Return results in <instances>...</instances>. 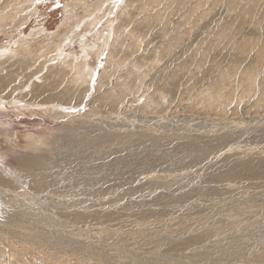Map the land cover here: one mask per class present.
<instances>
[{
    "label": "rangeland",
    "instance_id": "obj_1",
    "mask_svg": "<svg viewBox=\"0 0 264 264\" xmlns=\"http://www.w3.org/2000/svg\"><path fill=\"white\" fill-rule=\"evenodd\" d=\"M0 48V174L28 184L48 154L96 184L26 205L0 185L1 239L24 205L126 264H264V176L228 175L264 161V0H0ZM73 135L95 143L61 151ZM1 245L0 264H53Z\"/></svg>",
    "mask_w": 264,
    "mask_h": 264
},
{
    "label": "bare ground",
    "instance_id": "obj_2",
    "mask_svg": "<svg viewBox=\"0 0 264 264\" xmlns=\"http://www.w3.org/2000/svg\"><path fill=\"white\" fill-rule=\"evenodd\" d=\"M4 10V9H3ZM22 10V9H21ZM25 10V9H24ZM12 15V14H11ZM3 16V15H2ZM12 16H10L11 18ZM9 18V19H10ZM6 19V17H5ZM98 19V18H97ZM8 20V19H7ZM8 23V22H7ZM3 36V35H2ZM94 42V41H93ZM86 44V43H85ZM84 44V45H85ZM90 44V43H89ZM89 46V45H88ZM91 46V45H90ZM98 48V47H97ZM2 49L0 51V55L3 54L2 56H4L5 54H12L14 53V49H10L8 48V52H5L3 50V48H0ZM43 49V48H42ZM104 49V48H103ZM45 50V49H44ZM87 51L90 50L89 48L86 49ZM93 50V49H92ZM95 50V49H94ZM97 50V49H96ZM15 54V53H14ZM17 54V53H16ZM8 56V55H7ZM7 56H4L5 58ZM26 56V55H25ZM31 56V55H30ZM29 56V57H30ZM11 57V56H10ZM15 58V55H13L11 58ZM23 57V56H22ZM0 58H2L0 56ZM8 58V57H7ZM9 59V58H8ZM7 59V60H8ZM10 60V59H9ZM68 61V60H67ZM74 60H71L69 63L70 66H72V64L76 63V71H75V74L73 76V81L78 83L79 82V79L81 77H83L84 79V76L83 73L85 71H87V73L90 74V69H88V67L85 65V62L84 60L81 61V62H73ZM1 64L3 63L0 62ZM1 64H0V69H1ZM68 64V63H67ZM11 66V65H10ZM11 69V68H10ZM75 69V68H74ZM73 69V70H74ZM2 71V70H1ZM8 72V70H6ZM10 71V70H9ZM11 72V71H10ZM51 72V71H50ZM5 76V75H4ZM88 76V75H87ZM4 78V77H3ZM72 81V80H71ZM88 83V81H87ZM10 83H8L6 85V87L3 89L2 87H0V100L3 99L1 97V95H3L7 89H8V86H9ZM73 86V85H72ZM11 87V86H10ZM49 87L51 88V86L49 85ZM3 89V90H2ZM45 89V88H44ZM213 89V88H212ZM221 90V89H220ZM41 91V90H40ZM44 91V90H43ZM235 91V90H234ZM11 92V91H10ZM51 93V92H50ZM66 93V92H64ZM5 95V94H4ZM51 95L49 96V98H47V100H50L52 101V99H56L55 96H59V95ZM55 98H54V97ZM76 96V95H75ZM6 97V95H5ZM4 97V98H5ZM73 98V97H72ZM7 99H9L10 101L14 102L16 100V96L15 94H11L10 97L8 96ZM48 102V101H47ZM16 103V102H15ZM14 103V104H15ZM50 103V101H49ZM55 103V102H54ZM64 106V105H63ZM60 108V107H59ZM70 129V128H69ZM71 130V129H70ZM76 130V129H75ZM66 131V130H65ZM69 132V130H68ZM70 133V132H69ZM71 134V133H70ZM87 134V133H86ZM61 135V134H60ZM64 135V134H63ZM62 135V136H63ZM81 135V134H80ZM59 136V135H58ZM110 136V135H109ZM65 137V136H64ZM68 137V136H67ZM66 137V138H67ZM72 137V136H71ZM113 137V136H112ZM62 139V138H61ZM65 139V138H64ZM92 138H86V137H82V136H78V137H75L73 135L72 138H67L66 141H64V143L61 144L60 142V145L62 146V149L61 151H63L64 149V145H68V146H79V147H85V146H89V144L93 142V144L95 143V140L91 141ZM172 139V138H171ZM181 139V138H180ZM200 139V138H199ZM197 140V139H196ZM194 141H192V143L190 144V146H195L194 144ZM134 143L136 141H133ZM145 142V141H143ZM207 142V145L206 143ZM209 141H203V143H205L204 145L206 146H214L215 144H208ZM216 142V141H215ZM132 143V145L134 144ZM203 143H201L203 145ZM213 143V142H212ZM58 144V142H57ZM179 144V143H178ZM130 145V144H129ZM127 146V145H126ZM183 146V145H181ZM57 147V146H56ZM92 147V146H91ZM179 147V146H178ZM52 148V147H51ZM60 148V147H58ZM57 148V149H58ZM73 148V147H72ZM130 148V147H129ZM175 148V147H174ZM196 148V147H195ZM194 148V149H195ZM198 148V147H197ZM67 149V147H66ZM131 149V148H130ZM204 149V148H203ZM207 149V148H206ZM214 149H215V146H214ZM93 150V149H92ZM191 150V149H190ZM193 150V149H192ZM196 150V149H195ZM198 150V149H197ZM205 150V149H204ZM210 150V149H208ZM41 151V150H40ZM60 151V149H59ZM72 151V149H71ZM201 151V150H200ZM206 151V150H205ZM38 152V151H37ZM42 152V151H41ZM197 152V151H195ZM199 152V151H198ZM49 153V152H48ZM61 152H59L60 154ZM65 153V152H63ZM186 153V152H185ZM192 153H194L192 151ZM200 153V152H199ZM198 153V154H199ZM87 154V153H86ZM81 155V153H80ZM38 156V155H36ZM41 156V155H40ZM60 156V155H59ZM64 156V155H63ZM66 156V155H65ZM72 156V155H71ZM197 157V156H196ZM40 158H42V163L40 161H38ZM62 158V157H61ZM63 158H66V157H63ZM68 159V158H67ZM71 159V157H70ZM69 159V160H70ZM53 160V159H52ZM50 157H48V154H44L42 155V157H35V158H32V159H29L25 162H29L30 164H28L26 166V173H27V178L26 179H29V182L28 184H25L24 182L21 181V179H19L18 177H15V175H13L10 171L8 170H4L5 173H1L0 174V185H1V188H5V191L6 193L9 192L8 190L10 191H14L12 193V195L14 196V200H16V193H24L23 196H27V198L25 199H21L18 197V199L21 201L20 204H28V200L31 199V200H39L42 198V195L45 194V196H43V198L45 199H54L56 200L57 202L60 201V199L62 198H65V196H67L68 194L70 195L71 193H74V194H71L72 195V198L71 199H77V197H79L81 195V193H85V192H89L90 190H92L93 188H95V185L94 183L92 182H83L81 179H80V176H83V175H79L80 173H82L80 171L79 172H76V170H70V169H66V166L64 165V162H56L55 160L52 161ZM72 160V159H71ZM81 160V159H80ZM23 163V164H26V163ZM71 162V161H70ZM73 163V162H72ZM75 163V162H74ZM66 164V163H65ZM70 164V163H68ZM85 164V163H84ZM123 164V163H121ZM257 166L256 167H250L246 164H243L241 167L239 168H235V169H232L231 171H229L228 175L230 178H234V177H250L252 175H255V176H258L257 174H260V175H263L264 176V161H261V162H258V163H255ZM33 165V166H32ZM36 165L38 166H41L40 168H37ZM79 165V164H78ZM71 166V165H70ZM82 166V165H81ZM120 166V165H119ZM122 166V165H121ZM21 167V166H20ZM30 167V168H29ZM69 167V166H68ZM75 167V166H74ZM90 166H87L86 169H89ZM108 168V167H107ZM122 168V167H120ZM119 167H114L113 168V172H119L118 170H120ZM33 169H36V170H33ZM73 169V168H72ZM79 169V168H78ZM102 169V167L100 168ZM38 170V171H37ZM83 170V169H82ZM99 170V169H98ZM86 171H90L89 170H86ZM86 171H84L86 173ZM94 171V169H93ZM97 171V169H96ZM108 171V170H107ZM24 172V171H23ZM98 172V171H97ZM109 172V171H108ZM17 173V172H16ZM21 173V171H20ZM79 173V174H78ZM109 174V173H108ZM115 174V173H114ZM121 174V173H120ZM24 175V173H23ZM113 175V174H112ZM94 177V176H93ZM96 177V176H95ZM84 178V177H83ZM96 181V180H95ZM98 183V181H96ZM25 189V190H24ZM94 190V189H93ZM4 192V191H3ZM94 192V191H93ZM83 193V194H84ZM18 194V195H19ZM94 194V193H92ZM9 195V194H8ZM8 197V196H7ZM68 197V196H67ZM71 197V196H69ZM94 199V198H93ZM12 200V201H14ZM79 200V199H78ZM27 201V202H26ZM65 201V200H64ZM67 201V199H66ZM98 201V200H97ZM41 202V201H40ZM49 202V201H48ZM58 202V203H59ZM76 202V201H75ZM74 202V203H75ZM13 203V202H12ZM59 203V204H60ZM63 203V202H62ZM19 205V203H17ZM76 204V203H75ZM24 205H21L19 208H21L23 211H21L22 213H20L19 217H20V220H17L16 222L18 223V225L16 226H13V228H10L11 231L13 232H10L13 234V237L12 238V242L11 243H7L6 241H8L7 239H1L0 240H3L1 241L2 243L5 242L6 245L2 244L1 245V242H0V245L3 247L6 248L7 245H14L16 246L17 248H24L26 249V253L28 252V248L31 247V249L33 251H37V252H40L42 254H44V256L48 257L49 259L50 258H53L54 260L52 261L53 264H126V263H122L121 260H124L123 256H119L113 252L111 253H108L110 254L109 256H105L104 254L106 253H102V252H98V250H96L93 245L89 246L87 243V245L85 246H80L78 243H79V238H80V234H76L75 232L74 233H68L65 231H63V228L62 230L58 227L57 225V222H58V218L57 217H51L50 215V209H48V212H36L34 210H31V208H27L29 211H27L26 207ZM78 205V204H77ZM48 207V206H47ZM46 207V209H47ZM75 207V206H74ZM79 207V206H77ZM81 207V206H80ZM79 207V208H80ZM34 209V208H33ZM39 210V209H38ZM44 210V209H43ZM52 210V209H51ZM34 211V212H32ZM95 212V211H94ZM80 214V212H78ZM77 213V214H78ZM32 214V215H31ZM76 213H72L70 212V214H65L63 215L62 214H59L58 217H62V219L64 218H67L68 216H70V218H72V222L70 223H74L73 227L74 228L73 230H78L80 231L81 228L77 227V225L82 222L84 219L85 221L88 219V217H85L83 215H77ZM34 215H37V218H38V222L40 223V231H38L37 229L34 230L30 227V221L29 223L26 222L25 219H30V218H33ZM55 216V214H54ZM90 216V215H88ZM101 217V216H100ZM98 217V218H100ZM102 217H106L105 216H102ZM101 217V218H102ZM114 217H116L114 215ZM57 218V222L55 221ZM70 218H67L68 220ZM90 218V217H89ZM103 218V220H104ZM112 218V217H110ZM61 219V220H62ZM66 219V221H67ZM93 219V218H91ZM97 219V218H96ZM117 219V217H116ZM121 219V218H120ZM60 220V219H59ZM60 220V221H61ZM90 220V219H89ZM98 220V219H97ZM109 221L108 218L106 217L105 221L103 222H106ZM111 220V219H110ZM35 222H36V219H35ZM37 222V223H38ZM64 223L67 224V222L63 221ZM101 222V221H99ZM59 223V222H58ZM87 223V222H86ZM90 223V221H89ZM98 223V222H97ZM62 224V223H61ZM81 224V223H80ZM92 224V221L91 223ZM34 225V224H33ZM123 225V224H122ZM38 226V225H36ZM65 226V225H64ZM63 226V227H64ZM79 226V225H78ZM110 226V225H108ZM16 229H15V228ZM67 227V225H66ZM94 227V226H93ZM96 227V226H95ZM52 228L54 229H57L59 231H57L58 233H55L56 231L53 230ZM72 228H69L72 230ZM42 229V230H41ZM85 229V228H84ZM119 229V228H118ZM22 230V232H20ZM67 230V229H66ZM72 230V231H73ZM5 231H8L5 229ZM25 231H28V235ZM82 231V230H81ZM87 231V230H86ZM77 233H80V232H77ZM112 233V232H111ZM23 234V235H22ZM85 234V233H84ZM86 236V235H85ZM0 237H5L7 238V236H3V235H0ZM82 237V236H81ZM10 238V237H9ZM86 239V238H85ZM101 239V238H100ZM195 241H198L196 239H194ZM11 241V240H10ZM82 241V240H81ZM86 242V240H85ZM96 245V244H94ZM183 245V243L181 244ZM13 246V247H14ZM107 246V245H106ZM11 247V246H10ZM97 247V245H96ZM9 249V247H8ZM14 250V248H11ZM10 249V251H12ZM17 250V249H16ZM22 250V249H21ZM15 251V250H14ZM20 251V250H19ZM24 251V250H23ZM101 251V250H100ZM18 252V250H17ZM15 253V252H13ZM20 253V252H18ZM16 254V253H15ZM14 254V255H15ZM107 255V254H106ZM41 258V257H40ZM156 259V258H155ZM52 260V259H51ZM166 262V261H165ZM130 264H146V262H143V263H131L129 261Z\"/></svg>",
    "mask_w": 264,
    "mask_h": 264
}]
</instances>
